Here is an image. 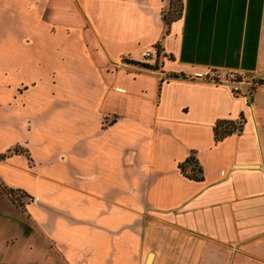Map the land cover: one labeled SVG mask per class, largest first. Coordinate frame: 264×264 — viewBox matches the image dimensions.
<instances>
[{
    "label": "crops",
    "instance_id": "obj_1",
    "mask_svg": "<svg viewBox=\"0 0 264 264\" xmlns=\"http://www.w3.org/2000/svg\"><path fill=\"white\" fill-rule=\"evenodd\" d=\"M167 3L0 0V182L42 254L6 237L0 264H264V0Z\"/></svg>",
    "mask_w": 264,
    "mask_h": 264
},
{
    "label": "rangeland",
    "instance_id": "obj_2",
    "mask_svg": "<svg viewBox=\"0 0 264 264\" xmlns=\"http://www.w3.org/2000/svg\"><path fill=\"white\" fill-rule=\"evenodd\" d=\"M26 199L22 190L11 189L0 182V250H5L3 241L6 237L16 236L15 246L26 249L28 245H31V259L38 261L41 259H38V256H42L39 244L29 243L27 236L19 233L30 234L36 239L40 238L23 212V203Z\"/></svg>",
    "mask_w": 264,
    "mask_h": 264
},
{
    "label": "trees",
    "instance_id": "obj_3",
    "mask_svg": "<svg viewBox=\"0 0 264 264\" xmlns=\"http://www.w3.org/2000/svg\"><path fill=\"white\" fill-rule=\"evenodd\" d=\"M168 9L164 18V25H167L168 22L179 15L181 10V0H168ZM158 48L155 47L156 54L158 53ZM127 62V61H126ZM144 68H154V66H150L144 63H134ZM241 127V121H234L230 119H217L213 126V137L214 139H218L225 134H228L232 131H238ZM21 151L16 146L12 148H8L5 151L0 152V159L4 158L8 153ZM178 168L188 177L193 179H200V166L192 153L188 154L181 162L178 163ZM13 189V188H11ZM17 189V188H16Z\"/></svg>",
    "mask_w": 264,
    "mask_h": 264
},
{
    "label": "built area",
    "instance_id": "obj_4",
    "mask_svg": "<svg viewBox=\"0 0 264 264\" xmlns=\"http://www.w3.org/2000/svg\"><path fill=\"white\" fill-rule=\"evenodd\" d=\"M149 54V51H145L142 53V56L147 57ZM122 62L126 63L123 59ZM203 79L206 82H211L213 84L226 85L230 93L242 97L249 108L254 86L252 78L246 76H239L238 78L236 73L230 70H215L206 73Z\"/></svg>",
    "mask_w": 264,
    "mask_h": 264
}]
</instances>
